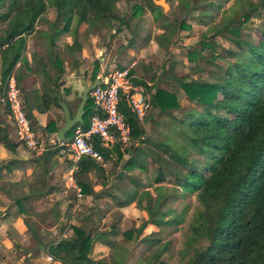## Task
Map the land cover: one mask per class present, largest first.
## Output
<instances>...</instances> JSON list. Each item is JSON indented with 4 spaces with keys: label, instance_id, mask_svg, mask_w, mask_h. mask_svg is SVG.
<instances>
[{
    "label": "trees",
    "instance_id": "16d2710c",
    "mask_svg": "<svg viewBox=\"0 0 264 264\" xmlns=\"http://www.w3.org/2000/svg\"><path fill=\"white\" fill-rule=\"evenodd\" d=\"M132 1L134 0H0L2 96L7 78L13 73L29 119L33 120V110L45 113L52 106L60 107L57 94L51 96L35 91L37 100L35 103L29 102L21 84H25L26 78L33 75L40 77L44 84L58 88L62 84L65 63L71 67L78 64L76 54L82 50L78 40V27L82 24L100 29L104 23L117 20L121 25L116 31L127 28L131 34L127 47L132 46L136 32L130 27L124 14L116 13L120 3L127 5ZM141 1L144 8H149L152 12L160 11L156 18L160 33L154 36V41L158 47L167 48L183 29L186 16L178 26L173 24L176 19L170 20L168 14L163 13L159 5L155 4V0ZM224 2L227 0H209L208 3L205 0H181L184 14L189 15L194 10L201 9V14L206 18L219 12ZM236 2L239 4L238 10L231 8V14L223 11L221 20L210 28L213 33L209 36L204 34L197 42L200 48H193L189 52L191 57L208 63L214 71L213 74L208 72L212 80L193 79L188 82L185 76L176 79L185 91V98L190 99L194 106L181 107L177 95L160 86L163 79L167 81L172 78L169 76L173 73V65L169 66L156 84L148 85L143 78L135 79V82L145 86L150 98L151 108L145 119L150 118L152 108L170 116L174 119V133L179 141L173 144L158 141L150 147L140 145L147 142L144 137L145 129L125 102L120 100L119 110L130 125L132 143L122 151L118 142L115 141L108 149L102 147L96 138L95 149L102 155L103 163L83 156L73 172L74 180L82 193H88L95 199L110 198L118 208L136 202L138 207L146 211L147 220L136 228V236L147 224L178 227L184 222L189 206L186 205L182 212H177L176 207L168 201L175 198L181 200L188 194H194L197 206L191 215L189 233L182 250V254L188 256L184 264H264V22L255 30L257 38L249 33L245 36L241 33L248 25L250 29L254 24V17L264 16V0ZM133 6L131 15L134 13ZM50 8L56 12L55 19L48 23L47 30H38L39 21ZM72 20L76 25L71 29ZM65 32L70 34V43L61 40ZM115 34L116 32L111 36L114 37ZM29 36L35 44L27 56ZM216 36L230 39L233 47L221 48L222 51L217 52ZM148 40V37L143 38L144 42ZM97 69L98 63L91 76L92 82L96 79ZM84 109L83 122L76 125L86 127L91 116L98 113L89 96ZM175 109L181 110V116L172 114ZM70 111L74 114L76 110ZM61 119L64 120L62 115ZM74 127L69 133H72ZM44 129L56 132L59 128L54 120H50ZM0 143L11 152L20 144L7 137L0 138ZM157 150H161L165 158ZM124 155H128V159L122 162ZM53 158H60L67 166L72 165L71 159L60 155L57 149L44 151L34 159L37 165L42 166L39 169L40 177H49L48 165ZM147 158H151L159 166L148 182L127 172L131 169H146ZM15 162L17 161L9 160L2 163L0 170L3 167L11 169ZM104 163L109 164L108 168ZM92 172L97 176L96 181L101 183L98 190H93L92 184L87 181ZM113 174L117 180L126 178L131 184V191L126 196L114 193L112 188H118V185L112 183ZM41 179L38 177L37 182L42 183ZM40 186L46 187L47 192L50 190L47 182L39 184L37 196L44 194L39 189ZM150 187L156 192L154 200ZM168 187H172L171 192ZM177 190L180 191L179 194ZM17 202L24 211L27 202ZM50 211L57 212L54 209ZM25 221L31 232L36 233L34 226L28 220ZM66 227V224L60 226L61 235ZM69 227L73 230V237L51 239L40 243L39 247L45 248L61 264H117L115 258L110 261L91 257L89 252L94 237L81 227ZM109 233H120L117 223L110 226L109 232H100L97 241L107 245L104 236ZM124 234L132 238L130 232L125 231ZM142 241L149 246L159 240L147 237ZM168 244L156 248L151 254V264H169L160 258L161 253L168 249Z\"/></svg>",
    "mask_w": 264,
    "mask_h": 264
},
{
    "label": "rangeland",
    "instance_id": "374dc122",
    "mask_svg": "<svg viewBox=\"0 0 264 264\" xmlns=\"http://www.w3.org/2000/svg\"><path fill=\"white\" fill-rule=\"evenodd\" d=\"M257 1L258 0H254V2ZM208 2L209 0H205V3ZM166 3L169 6L166 11H164L163 7H159L162 9L163 13L168 14L170 20L176 19L173 21V24L175 23L180 26V21L186 16L183 29L173 38L172 43L167 48L158 47L154 41V36L160 33L158 21L156 19L160 13L159 10L152 12L149 8H144L141 0H134L127 5L120 3L116 13L124 14L126 20L130 23V27L135 30L136 39H134L133 45L127 47L129 46V39L131 37L127 28L124 27L116 31L121 25L117 20L104 23L100 29L89 28L86 24H82L78 27V40L82 45V50L76 54L78 64L75 67H71L69 64L65 63V72L66 67H69L77 75L82 73L80 74L81 76L92 79V77H88L89 73L87 67L92 66L94 70L96 66L95 60L98 58L97 54L102 47H105V49H107V53L105 54L106 60H103L101 68L98 66L99 68L97 69L96 75L102 72V70H107L109 67L114 66V64L118 66H129L132 62H136V65L133 67V73L137 77L143 78L146 82H149V84H156L169 66L173 65V73L169 76L172 78L167 79V81L163 79L164 82H161L160 86L164 90L175 93L181 107L185 105L187 107L194 106V103L190 99L185 98V91L181 85L178 84L176 79L185 76L188 82L193 79L212 80V78L208 76V72L213 74L214 71L210 69L208 63L202 59L198 58L197 60L191 57L189 52H191L193 48H200L197 42L201 40L204 34L209 36L213 33L210 31V28L221 20L223 11H227V14H231V8L238 10L239 4H237L236 0H227V2H224L219 12H214L213 17L206 18L201 14V9L194 10L189 15L184 14L181 0H166ZM132 5H134V13L131 15ZM55 15L56 12L53 8L48 9L37 25L38 30H47L48 23L55 19ZM252 22H254V24L251 25L250 29L248 25L247 28L241 30V33L243 36L249 33L254 36V38H257L258 33L255 30L261 27L262 22H264V16L261 18L254 17ZM75 25L76 22L72 20L70 28H74ZM114 32H116V34L112 37L111 35ZM69 35V32H65L61 36V40L71 42V37ZM145 37L149 38L147 42L143 41ZM31 40L34 42L32 37ZM215 41L218 44L215 49L217 52H221V48L233 47L232 41L223 36H216ZM34 44L35 42L33 45ZM109 45L111 47H109ZM32 48L33 46L31 49ZM37 48L38 50L40 49L39 47ZM39 51H41V49ZM206 51H209V49H206ZM107 61L109 62L108 64ZM91 74H93V71ZM91 83L87 84L89 85ZM79 101V97H77L74 104H72L73 112L76 110ZM172 114L181 116V110L175 109L172 111ZM149 115V119L141 121L145 129L144 137L147 142L140 143V145L150 147L153 143L158 141H168L171 144L179 141V138L174 133L175 123H173V118L164 113L161 114L157 108H152ZM57 120L62 121L61 115ZM43 131L44 130L40 132ZM70 134L71 133H69L68 136ZM157 152L165 158L161 150H157ZM127 159L128 155H124L122 162ZM147 161L146 169H131L127 170V172H130V174L138 177L143 182H148L150 178L154 177V172L159 166L151 160V158H147ZM115 176V174L112 175V177L116 178ZM92 180L93 176L87 177V181L92 184L93 190H98L95 181ZM118 180L119 182L115 179L112 182L117 183L118 188L112 189L118 196H126V193L131 191V184L126 178H118ZM168 188L171 192L172 187ZM16 191H18V189ZM149 191L154 200L156 196L155 190L150 187ZM179 192L180 191L177 190V194H179ZM15 194L18 193L16 192ZM85 196L89 198L92 197L88 193H84L83 198H85ZM92 198V200H97L94 197ZM76 199L75 193L70 186L68 187L67 193L60 196L55 195V199L52 201H28L24 206V211L21 210V205H19L17 201H7L4 208L0 209V213L7 212L11 214L13 218H20V225L22 226L24 223L26 224L25 220H28V222L34 226L36 233H32L27 225V227H16L17 229L11 225L5 227L6 232L2 231L0 235L6 237V241L9 240L10 243L5 247L0 245V262L18 264L21 260V264H47L46 261H42V259L38 258L40 257L38 255H47L45 248L39 247L40 243L47 242L51 239L55 240L59 237H64V235L68 236V231L72 229L69 227L71 225L81 227L86 232H88V229L92 226H94V228H100L103 224L102 220L108 222V226L117 223V226L120 228V233H109V235L104 236L107 245L101 243L102 245L97 246V236L100 232H104V227L102 226L101 230H97L93 235L94 243L93 246L90 247L89 252V255L93 258H105L110 261L115 258L117 264H151V254L154 253L156 248H162L166 243H169L168 249L161 253V259L169 264H184L188 259L187 255L184 256L182 254V250L187 234L189 233L188 226L191 215L197 206L194 194H188L181 200L175 198L168 201L170 205L176 207L177 212H182L184 206H189L185 213L184 222L178 227H158L154 224H147L138 236H136V228L147 220V213L138 207L136 202L121 210L114 206L113 201L109 198L103 201L102 204L97 203L95 206L85 205L80 202L77 203ZM76 204L83 207L80 214H77ZM142 204L145 203L143 202ZM50 209H54L57 212L52 213ZM74 223L76 225H74ZM63 224H66L67 227L64 231L65 234L61 235L59 229ZM105 231L109 232L108 229ZM125 231L132 234L131 239L124 234ZM69 234L70 236L68 237L74 236L73 232ZM147 237L156 238L159 241L156 244L148 246V244L142 241ZM27 240L30 242L29 244ZM14 241L18 243L16 244ZM31 258H33L32 261H30ZM35 259L37 260L35 261Z\"/></svg>",
    "mask_w": 264,
    "mask_h": 264
},
{
    "label": "crops",
    "instance_id": "0c3cea01",
    "mask_svg": "<svg viewBox=\"0 0 264 264\" xmlns=\"http://www.w3.org/2000/svg\"><path fill=\"white\" fill-rule=\"evenodd\" d=\"M68 42V41H67ZM70 43V42H69ZM33 46V42L31 40V36L27 38V56H29V53L32 51L31 47ZM109 47H111L109 45ZM107 53V49L104 52L103 56H98L99 52L97 54V59L95 60V64L98 63V66L101 68L102 62L105 59V54ZM101 61V62H100ZM109 62L107 61V64ZM136 65V62H132ZM106 64V63H105ZM134 65V66H135ZM123 65H116L109 67L107 70L113 68V67H121ZM133 66V67H134ZM98 67V68H99ZM88 70V77H91V73L93 71L92 66L87 67ZM82 74V73H80ZM77 75L72 69L69 67H66V72L62 76V84L59 85L58 88H55L53 85L50 84H44L43 80L38 76L27 77L25 84H21L28 96V101L31 103H35L36 97L34 95V92L36 91L38 94H47V95H56L57 94V100L58 97H60L62 100H64L69 108L72 110V104H74V101L77 97L81 96V92L83 90V80L87 83H91L92 80L88 79L86 77H83L81 75ZM99 74V73H98ZM97 74V75H98ZM96 75V77H97ZM29 78H34L29 79ZM140 78V77H137ZM28 81H31V83ZM149 83V82H147ZM151 85V84H148ZM1 87V84H0ZM23 96V95H22ZM2 97V93L0 92V99ZM34 107V106H33ZM62 115V111L60 107L52 106L47 112L45 113H38L36 110H33V120L30 119L33 122V126L36 131L40 132L42 130H45V126L50 120H57L59 116ZM56 126L60 128L64 124V120H57L55 121ZM7 137L12 142H17L16 135H15V128L14 125L9 117L8 111L6 107L2 104L0 100V138ZM37 157V154H34L33 152L29 151L27 148L19 144L14 151H9L2 143H0V165L2 163H6L9 160H16L14 164L11 165V169L2 168L0 170V209L4 208L7 201H18L23 200L24 202H38V201H52L55 199V195H63L64 193H67L68 187H72L77 203H84L85 205L89 206H95L97 203L102 204L103 201H106L107 197H98L97 200H92V197L85 196L84 193H82L81 197L77 196L76 189L80 188L73 177V172L76 170V166L73 164L70 166H67L60 158H53L52 161L48 165V169L50 172L49 177L42 176L40 177V167L42 166L37 165V163L34 161V159ZM108 163L106 164V168H108ZM39 174V176H38ZM88 176H93V180L96 183L97 189L101 188V183H98L97 176L94 172L90 173ZM38 177L41 179L42 183H48V186H50V190L47 192V188L40 186V190L44 192L43 195L37 196V186L39 184H42L40 181L37 182ZM47 179V180H46ZM114 179L117 180V178L112 177L111 180L114 181ZM20 188V189H19ZM18 189V191H16ZM18 194H15V193ZM83 198V199H82ZM110 199V198H109ZM27 204V203H26ZM127 207V206H126ZM120 208L121 210L124 209ZM77 214H80L83 210L82 206H79L76 204ZM80 211V212H79ZM20 218H13L11 214H8L7 212H1L0 213V233L2 231H5V227H8L9 225L13 226L15 229L19 227H27L24 223L23 226L20 225ZM104 227L103 230L106 229L110 230V226H108V222H105V220H102ZM74 225H76L74 223ZM102 226L100 228H94L92 226L90 229H88V233L92 236L97 230H101ZM17 227V228H16ZM109 227V228H108ZM69 233H72V229L68 231ZM68 233V236L70 234ZM65 232L63 233V235ZM67 235H64V237H68ZM6 237L0 235V245L6 246L10 241H6ZM6 241V242H5ZM24 241V240H23ZM5 242V243H4ZM16 244L17 241H14ZM27 243L30 242L27 240ZM102 242H96L97 246H100L104 243ZM106 245V244H104ZM25 247V246H23ZM30 255V254H29ZM48 255V253H47ZM47 255L41 256L40 259L42 261H46L47 264H61L59 261H48ZM7 257V256H6ZM33 258L30 259L32 261ZM37 259H35L36 261ZM9 261V260H7ZM9 263V262H7ZM18 264H21V260L18 262Z\"/></svg>",
    "mask_w": 264,
    "mask_h": 264
},
{
    "label": "built area",
    "instance_id": "2783aa9c",
    "mask_svg": "<svg viewBox=\"0 0 264 264\" xmlns=\"http://www.w3.org/2000/svg\"><path fill=\"white\" fill-rule=\"evenodd\" d=\"M105 51V47H102L99 56H103ZM134 65L132 63L129 66L104 69L97 75L98 82L88 96L92 99L98 113L91 116L86 127L75 125L71 135L61 140L56 137L55 132L35 130L33 122L26 115L15 76L13 73L10 74L0 100L14 125L17 142L37 155L47 150L57 149L60 155L71 159L76 168L79 159L83 156L103 163L102 155L95 149L96 138L102 147L108 149L116 141L120 149L124 151L133 139L130 125L119 110L120 100L125 102L139 121L145 119L151 108L145 86L135 82L137 76L132 72ZM76 193L78 197H81L80 188L76 189ZM46 258L48 261H55L49 254Z\"/></svg>",
    "mask_w": 264,
    "mask_h": 264
},
{
    "label": "water",
    "instance_id": "95a60500",
    "mask_svg": "<svg viewBox=\"0 0 264 264\" xmlns=\"http://www.w3.org/2000/svg\"><path fill=\"white\" fill-rule=\"evenodd\" d=\"M155 4L163 7L164 11L169 8L166 0H155ZM97 82L98 79H95L91 84L88 85L87 82L83 80V90L81 92L80 101L74 114L71 113L68 104L58 97V104L61 108L62 116L64 118V124L55 132L58 139H63L76 124L83 122V116L85 114L84 107L87 102L89 92L96 86Z\"/></svg>",
    "mask_w": 264,
    "mask_h": 264
}]
</instances>
